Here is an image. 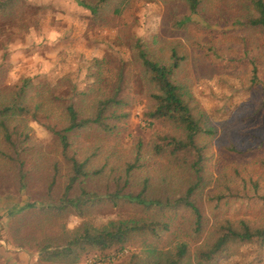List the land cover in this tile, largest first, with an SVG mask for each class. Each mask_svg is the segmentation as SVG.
Returning <instances> with one entry per match:
<instances>
[{"label": "rangeland", "instance_id": "1", "mask_svg": "<svg viewBox=\"0 0 264 264\" xmlns=\"http://www.w3.org/2000/svg\"><path fill=\"white\" fill-rule=\"evenodd\" d=\"M202 1L199 14L185 26L175 23L186 13L181 0H112L98 17L76 0H17L12 9H0V86L12 87L26 77L31 95L46 89L52 102L48 116L37 113L40 121L28 116L22 126L26 139L23 148H17L25 174L22 183L17 156L0 143L12 158L0 156V264H125L132 254L145 258L152 249L172 251L180 242L188 245L195 264L196 247L205 243L216 221L228 216L264 221V201L253 193L225 192L220 202L211 199L221 192L217 184L224 171L235 180L251 176L264 192V31L245 25L249 10L244 0ZM135 37L165 61L171 45L184 55L176 79L215 130L200 139L208 157L204 182L192 196L202 216L203 229L197 235L191 232L193 217L187 209L141 214L131 203L102 198L114 187L109 170L132 158L138 139L146 152L160 136L177 133L170 122L145 115L152 101L132 53ZM119 73L122 89L117 98L126 103L120 111L127 116L114 133L92 128L78 132L72 146L82 156L92 155L94 164L106 165L102 176L86 184L102 199L89 201L82 212L72 207L50 210L47 205L62 194L67 162L43 124L58 128L59 113L70 96L83 110L99 87L109 95ZM90 87L93 93L87 94ZM142 162L144 169L123 186L125 191H138L139 178L147 174L153 177L149 193L173 198L190 180L170 177L160 184L171 168L167 164L175 161L149 154ZM228 185L234 188L232 182ZM161 216L168 228L158 238L138 235L102 260L93 251L75 262L65 261L68 257L47 260L41 250L63 243L83 224L102 228L112 221ZM216 264H264V241L234 246Z\"/></svg>", "mask_w": 264, "mask_h": 264}, {"label": "trees", "instance_id": "2", "mask_svg": "<svg viewBox=\"0 0 264 264\" xmlns=\"http://www.w3.org/2000/svg\"><path fill=\"white\" fill-rule=\"evenodd\" d=\"M16 1L0 0V9H12V4ZM76 1L88 9L92 16L98 17L100 10L112 0ZM181 1L186 8V13L175 23L185 26L192 16L199 14L203 1ZM244 2L247 3L246 7L249 10L248 15L244 17L245 25L264 31V0H244ZM132 53L149 87V98L152 101V106L145 115L149 119L170 122L176 128L177 133L160 136L151 149L146 152L138 139L134 145L132 158L123 167L109 170L108 176L113 181L114 187L111 194L102 198L111 199L113 203L118 200L131 203L141 214L150 209L158 210L160 213L174 212L179 208L187 209L193 217L191 232L196 235L200 234L203 229L202 216L194 198L192 199L204 182V169L208 157L207 149L200 143V139L204 136H212L215 130L206 122V119L204 120V113L192 102L189 94L183 90L176 79L184 55L178 52L175 45L170 46L165 61V59L158 58L154 54V50L148 49L145 40L135 37ZM121 78L122 74L119 73L117 82L109 95H106L99 87V93L89 101L83 110V106H79L78 101L74 102L71 96L66 99L68 102L61 108L58 116L60 119L58 128L55 127L56 125L43 124L56 137L60 154L67 162L62 194L58 202L47 205L50 210L72 207L82 212L89 201L93 203L102 199L91 194L86 184L90 180L102 176L106 165L94 164L91 160L92 155L82 156L79 153L80 149H72V146L75 142V135L82 130L92 128L107 133H114L117 130L118 123L127 116V112L120 111V108L126 103L122 98H117L122 89ZM29 82V78L21 77L18 83L12 87L11 85L0 86V143L2 142L9 152L17 156L15 160L18 163L17 172L20 183L25 179V174L22 171L23 161L19 158L20 153L17 152L18 147L23 148V142L26 139L22 126L28 116L37 121H40L37 113L43 112L48 116L47 108L52 103L48 95L46 96L48 94L46 89L31 95L32 92L27 88ZM11 88H14V91ZM86 93H93V87H90ZM81 100L83 99L81 98ZM85 111L87 114H84ZM149 154L152 157H166L175 161L167 164L171 168L164 171L160 178V184H165L167 178L170 177L174 181L190 178L188 184L182 188L181 194L169 198L149 193L148 189L153 177L147 174L139 178L140 188L138 191L124 190L123 186L129 183L138 170L144 169L142 159ZM0 156L12 159L10 154L3 149H0ZM219 177L217 187L222 186L217 189L221 192L211 199L220 202L225 197V192L230 194L243 192L245 196H248V193H253L254 196L264 201V192H260L258 180H254L251 176L247 178L237 176V180H235L224 171ZM53 181L54 176L49 184V190H51ZM230 182L234 184V188L228 185ZM89 196L91 197L88 198ZM214 226L205 243L196 247L195 264H216L219 257L227 256L234 246L264 241V221H253L243 217L234 219L228 216L216 221ZM167 228L168 222L162 216L151 219L117 220L109 222L102 228L83 224L63 243L54 247L44 245L41 250L47 260H62L68 257V260L65 261L75 262L79 255L87 254L89 251L99 254V260H102L103 256H107L115 250L121 251L130 245L138 235L148 234L158 238L161 230ZM125 264L194 263H191L188 245L180 242L172 251L152 249L145 258L132 254L131 259Z\"/></svg>", "mask_w": 264, "mask_h": 264}]
</instances>
